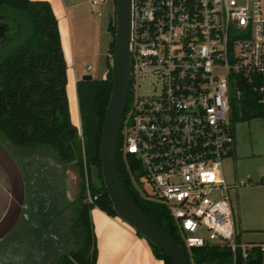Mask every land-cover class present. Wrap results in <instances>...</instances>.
I'll return each mask as SVG.
<instances>
[{
    "label": "built area",
    "instance_id": "2783aa9c",
    "mask_svg": "<svg viewBox=\"0 0 264 264\" xmlns=\"http://www.w3.org/2000/svg\"><path fill=\"white\" fill-rule=\"evenodd\" d=\"M130 74L120 150L139 163L135 186L166 205L187 248L219 242L231 264H264V242L236 230L229 189L243 180L222 169L240 85L264 108V0H132Z\"/></svg>",
    "mask_w": 264,
    "mask_h": 264
},
{
    "label": "trees",
    "instance_id": "16d2710c",
    "mask_svg": "<svg viewBox=\"0 0 264 264\" xmlns=\"http://www.w3.org/2000/svg\"><path fill=\"white\" fill-rule=\"evenodd\" d=\"M115 4V0H114ZM0 20L6 25V37L0 40V141L17 147H48L62 163L73 162L78 175L77 192L70 203L67 232L73 246L58 253L53 264H95L97 246L89 210L98 206L117 215L112 207L100 170V137L112 86L110 69L105 77L75 81L80 117V134L72 124L66 93V61L61 46L57 18L48 0H0ZM113 49L115 8L108 22ZM239 96L231 101V120L264 115L249 86L240 85ZM130 99V90L126 109ZM124 116V115H123ZM74 127L73 132H65ZM81 137H79V136ZM81 139V142L79 138ZM122 135L117 139L116 164L120 180L135 203L182 245L190 264H231L232 251L226 244L206 243L187 248L168 208L162 202L146 198L135 186L139 163L133 156L125 161L121 154ZM96 169L95 183L91 167ZM136 232L140 234L136 230ZM153 254L163 264H173L163 249L147 240Z\"/></svg>",
    "mask_w": 264,
    "mask_h": 264
},
{
    "label": "rangeland",
    "instance_id": "374dc122",
    "mask_svg": "<svg viewBox=\"0 0 264 264\" xmlns=\"http://www.w3.org/2000/svg\"><path fill=\"white\" fill-rule=\"evenodd\" d=\"M95 8L101 11L100 14L95 12V17L101 23L98 36L94 40L92 31H84L81 43L86 49L83 56L75 58L74 69L72 67L66 83L70 119L77 134H80V117L75 96V78L81 76L87 63L92 66L90 73L93 77H105L110 69V32L106 23L111 8L109 21L113 20L114 0H102ZM234 136L237 165H233L232 156L226 157L222 161V169L228 181L233 180L235 168L237 177L245 179L244 184L229 189L236 230L245 241L264 242V180L260 181L264 176V115L234 123ZM1 142L17 162L26 189V215L17 219L9 235L2 240L21 242L20 246H25V250L21 249L26 252L25 264H53L58 253L73 246L72 239L68 238L67 227L74 211L70 200L77 192L76 166L73 162H60L46 146L25 148L11 145L6 140ZM95 171L92 166V179L97 183ZM19 228V233L13 234V230ZM57 228V234L52 233ZM198 232L207 234L205 229ZM44 253L46 257H43ZM15 260L9 255L6 261Z\"/></svg>",
    "mask_w": 264,
    "mask_h": 264
},
{
    "label": "water",
    "instance_id": "95a60500",
    "mask_svg": "<svg viewBox=\"0 0 264 264\" xmlns=\"http://www.w3.org/2000/svg\"><path fill=\"white\" fill-rule=\"evenodd\" d=\"M131 32L132 0H115L114 45L108 54L112 86L99 145L104 191L116 214L144 238L163 249L173 264H190L182 245L170 234V229L159 225L140 209L119 177L116 164L117 139L130 88ZM80 77L89 79L93 76L89 72H83ZM74 129L69 127L65 132H73ZM23 200L22 173L11 154L0 144V239L8 235L18 219Z\"/></svg>",
    "mask_w": 264,
    "mask_h": 264
},
{
    "label": "crops",
    "instance_id": "0c3cea01",
    "mask_svg": "<svg viewBox=\"0 0 264 264\" xmlns=\"http://www.w3.org/2000/svg\"><path fill=\"white\" fill-rule=\"evenodd\" d=\"M48 1L50 2L57 18L61 46L66 61L67 78H69L70 73L75 66V58L83 56L86 49L81 43L84 31L86 29L92 31L94 40L98 36L101 23L100 20L95 17L96 14L92 11L93 9L91 10V6L92 8H95L96 4L92 5L91 0ZM89 2L91 4H89ZM111 14L112 8L111 12H109V17L106 23L107 29ZM108 31L110 32L109 29ZM109 37L108 42L112 39L111 32ZM76 79L77 77L75 78V81ZM75 96L77 100L76 90ZM232 158L233 165L236 166L238 157L235 149ZM234 170L235 172L232 181L243 180L241 184H244L245 179L238 178L236 175V168ZM263 180L264 176H262L260 181ZM89 214L97 246L95 264H163L162 259L153 254L147 239L139 235L130 224L122 220L118 215L108 214L98 206L91 207ZM20 229L21 228L18 230L16 229L15 231L13 230V234L19 233ZM57 232L58 228L55 231H52V233L56 234ZM4 238H6V236ZM2 239H0V264H25L26 252L21 251V249L25 250V246L22 248V246H20L21 242H5ZM9 255H12L16 259L15 262L6 261L7 258H9ZM43 257H46L45 253Z\"/></svg>",
    "mask_w": 264,
    "mask_h": 264
},
{
    "label": "flooded vegetation",
    "instance_id": "af4514ba",
    "mask_svg": "<svg viewBox=\"0 0 264 264\" xmlns=\"http://www.w3.org/2000/svg\"><path fill=\"white\" fill-rule=\"evenodd\" d=\"M6 25L4 24V22L2 20H0V40L1 39H4V37H6ZM0 144L6 149L5 145H3V143L0 141ZM7 150V149H6ZM8 151V150H7ZM9 152V151H8ZM15 160V159H14ZM17 163V162H16ZM18 165V164H17ZM20 169V168H19ZM21 171V170H20ZM22 173V172H21ZM23 177V175H22ZM23 181H24V177H23ZM2 187V186H1ZM29 194V192H28ZM25 195H26V189H25V183H24V200H23V203H22V207H21V211H20V214H19V217L18 219L20 218V216L22 215L23 217L26 215V212L24 211V208H26L25 206ZM17 221V220H16ZM24 229V228H22Z\"/></svg>",
    "mask_w": 264,
    "mask_h": 264
}]
</instances>
